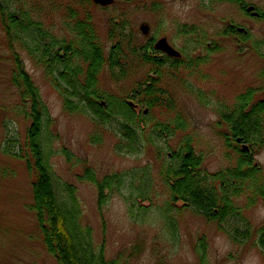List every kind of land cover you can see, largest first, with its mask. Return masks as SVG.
I'll list each match as a JSON object with an SVG mask.
<instances>
[{"label":"rangeland","instance_id":"rangeland-1","mask_svg":"<svg viewBox=\"0 0 264 264\" xmlns=\"http://www.w3.org/2000/svg\"><path fill=\"white\" fill-rule=\"evenodd\" d=\"M25 1L28 5L24 3L22 7L34 9L58 37L67 34L63 18L68 6L80 13L90 9L106 54L116 43L109 38L114 24L125 35L135 34L141 44L152 37H166L186 63L197 58L201 61L191 66L163 65L156 72L154 63L145 62L130 50L125 78H118L119 69H103L98 83L103 100L126 99L140 83L157 79L155 86L168 92L172 108H156L153 117L172 128L176 120L182 122L173 136L163 132V137L154 138L142 153L128 155L116 148L121 139L114 126L99 125L81 110L65 109L51 79L22 45L15 42L14 51L9 49L0 22V264H58L45 244L33 210L37 175L28 169V162L35 166L27 133L34 110L23 108L20 89L12 80L20 63L39 89L40 101L46 108L41 139L52 170L59 182L76 189L83 228L81 235L77 234L78 242L91 238L93 252H103L106 260L114 264H201L197 253L206 260L202 264H264L258 238V230L264 225L263 199L253 206H247L244 198L236 201L252 226L247 236L238 238L241 243H235L215 223L188 208L171 213L174 229L165 219L171 192L161 174L167 154L176 151L185 138L202 156L207 172L216 173L229 165L226 154L234 156V151L226 147L228 127L222 115L249 89L255 90V99L264 97V19L259 18L264 13V0H114L108 7L82 5L76 0ZM144 23L150 26L147 35L140 31ZM182 25H196L203 30L205 48L196 42L189 45V37L180 34ZM229 26L248 35V41L242 42L240 34L224 32ZM196 38H201L200 34ZM144 97L141 94L139 98ZM141 126L146 141L151 137L150 126ZM9 140L13 141L9 144ZM7 146L12 154L6 151ZM254 161L264 173V150L255 149ZM86 169L98 182L114 174L134 172L137 177L146 171L151 173L150 202L131 197L127 187L119 185L105 190L107 198L100 205L97 184L82 179ZM134 185L138 187L140 182L136 180ZM200 240H204L206 248Z\"/></svg>","mask_w":264,"mask_h":264},{"label":"trees","instance_id":"trees-1","mask_svg":"<svg viewBox=\"0 0 264 264\" xmlns=\"http://www.w3.org/2000/svg\"><path fill=\"white\" fill-rule=\"evenodd\" d=\"M76 1L82 5H93V0ZM24 3L27 2L0 0V22L6 33L7 45L14 51L13 44H21L29 56L44 69L61 94L67 111L81 110L99 125L114 126L121 139L116 148L128 155L142 153L146 145L154 143V138L163 137V132L173 136L175 131L181 129L180 119L175 121V128H172L170 124L156 121L152 115L156 108H172L168 92L155 86L157 79H151L149 84L140 83L134 95L126 99L108 98L105 101L98 88L99 77L105 67H110L120 70L118 78H125L128 72L126 67H129L126 59L131 55L130 50L145 62L154 63L156 72L163 65L191 66L201 59H190L186 63L184 59L170 58L155 49V37L141 44L136 40L138 38L135 34L134 37L125 35L114 24L109 29V38L116 40V43L106 54L90 9L80 13L68 6L63 18L67 34L58 37L49 30L34 9L26 10L22 7ZM245 7L246 4L243 3L242 9ZM260 14L259 18L264 19V13ZM179 31L185 38L189 37V45L196 42L199 47L205 48L206 34L198 26L182 25ZM224 32L240 34L244 38L242 42H247L250 38L244 32L237 31L234 26L227 27ZM199 34L201 38L195 39ZM212 45L213 43L210 46ZM210 46H207L208 51ZM260 56L263 57V54ZM14 58L19 63L16 53ZM12 80L20 89L23 108L34 110L27 136L35 167L28 162V169L37 175L33 183V210L48 250L56 257L58 264H114L106 260L103 252H93L91 238L86 237L81 243L77 241V234L81 235L83 229L80 222L81 206L75 187L58 181L50 165V156L42 144L46 108L40 101L39 89L21 63L18 64V70L13 72ZM254 92V89H249L240 94L233 107L222 115L221 120L228 127L226 147L234 151L236 156L226 154L229 165L225 169L216 173L207 172L203 168L202 156L196 152L189 138L183 139L176 151L167 154L161 174L171 192L165 209L168 226L175 229L176 223L171 216L175 209L188 208L207 222L215 223L235 243H241L238 238L249 234L252 226L236 201L244 198L247 206H253L260 199L264 200V173L254 161L255 149L264 150V97L257 100ZM141 94H145L144 99L139 98ZM141 124L150 126L148 136L151 137L146 141L142 136L145 129ZM11 141L13 140L8 143ZM6 148L12 154L10 147ZM136 175L134 172L114 174L98 182L93 172L86 169L82 179L88 178L97 184L100 205L107 198L105 190L119 185L127 187L131 197L150 202L148 193L152 186L151 173L146 171L141 176ZM136 180L140 182L138 187L134 185ZM87 231L90 232V229ZM89 232L86 234L89 235ZM258 233L264 259V225ZM200 242L206 248L204 240ZM197 255L201 264L206 261L203 254Z\"/></svg>","mask_w":264,"mask_h":264},{"label":"water","instance_id":"water-1","mask_svg":"<svg viewBox=\"0 0 264 264\" xmlns=\"http://www.w3.org/2000/svg\"><path fill=\"white\" fill-rule=\"evenodd\" d=\"M95 4L102 6V7H107L110 6L114 3V0H93ZM253 8H249L248 11L251 12ZM140 31L144 34L147 35L150 32V26L146 23L141 25ZM155 48L156 50L168 55L169 57L173 58H181L182 54L177 51L175 48H173L166 37L160 38L159 40L156 41L155 43ZM105 104V103H103Z\"/></svg>","mask_w":264,"mask_h":264}]
</instances>
